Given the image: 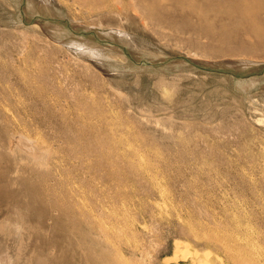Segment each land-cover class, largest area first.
Listing matches in <instances>:
<instances>
[{
    "label": "rangeland",
    "instance_id": "374dc122",
    "mask_svg": "<svg viewBox=\"0 0 264 264\" xmlns=\"http://www.w3.org/2000/svg\"><path fill=\"white\" fill-rule=\"evenodd\" d=\"M0 264H264V0H0Z\"/></svg>",
    "mask_w": 264,
    "mask_h": 264
},
{
    "label": "bare ground",
    "instance_id": "6f19581e",
    "mask_svg": "<svg viewBox=\"0 0 264 264\" xmlns=\"http://www.w3.org/2000/svg\"><path fill=\"white\" fill-rule=\"evenodd\" d=\"M206 1H207V0H206ZM208 2H209V0H208ZM207 6H208V5H207ZM112 29H113V28H112ZM113 31L116 32V33H117V32H118V33L122 32V31H120V30H119V31H118V30H113ZM67 45H68V44H67ZM76 46H77V45H76ZM70 47H71V46H69V48H70ZM72 48H73V46H72ZM76 48H77V47H76ZM80 48H81V49H84V50H82L83 53H82V54L80 53V55H84V57H87V58H88V57H94V56L91 55V54H93V52H95L94 49H90V48H88V47L85 48V46H80ZM74 49H75V48H74ZM74 49H73V50H74ZM75 50H76V49H75ZM88 50H90L91 52H88ZM78 51H79V50H78ZM76 52H77V51H76ZM79 52H81V51H79ZM79 52H78V53H79Z\"/></svg>",
    "mask_w": 264,
    "mask_h": 264
}]
</instances>
